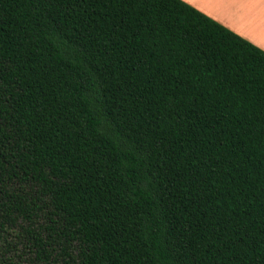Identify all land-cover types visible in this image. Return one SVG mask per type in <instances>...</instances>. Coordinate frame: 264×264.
I'll return each instance as SVG.
<instances>
[{"label": "trees", "instance_id": "16d2710c", "mask_svg": "<svg viewBox=\"0 0 264 264\" xmlns=\"http://www.w3.org/2000/svg\"><path fill=\"white\" fill-rule=\"evenodd\" d=\"M0 264H264V51L181 0H0Z\"/></svg>", "mask_w": 264, "mask_h": 264}, {"label": "crops", "instance_id": "0c3cea01", "mask_svg": "<svg viewBox=\"0 0 264 264\" xmlns=\"http://www.w3.org/2000/svg\"><path fill=\"white\" fill-rule=\"evenodd\" d=\"M264 51V0H181Z\"/></svg>", "mask_w": 264, "mask_h": 264}]
</instances>
